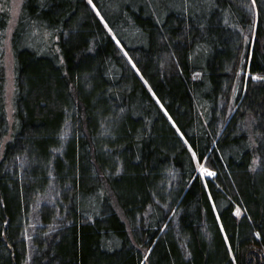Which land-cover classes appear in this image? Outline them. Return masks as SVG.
<instances>
[{
    "label": "trees",
    "instance_id": "trees-1",
    "mask_svg": "<svg viewBox=\"0 0 264 264\" xmlns=\"http://www.w3.org/2000/svg\"><path fill=\"white\" fill-rule=\"evenodd\" d=\"M244 4L21 0L9 122L0 0V264H264V0Z\"/></svg>",
    "mask_w": 264,
    "mask_h": 264
},
{
    "label": "rangeland",
    "instance_id": "rangeland-1",
    "mask_svg": "<svg viewBox=\"0 0 264 264\" xmlns=\"http://www.w3.org/2000/svg\"><path fill=\"white\" fill-rule=\"evenodd\" d=\"M21 3V0H10V20L9 24L6 30L5 34V41H4V55H3V65H4V104H5V111L8 117V121H12V114H13V95H14V89H15V79H14V60H13V55L10 50V44H9V38L10 34L12 31V28L14 26L16 16L18 13L19 5ZM247 5L248 9H253V2L252 0H248ZM235 94H236V90ZM235 98L233 94V99ZM68 124L65 127V130H67ZM7 139V136L4 138V140ZM3 140V141H4ZM202 164H199L198 169L200 173L204 176L209 175L207 172L202 171ZM204 168V167H203ZM49 192V191H48ZM48 192L44 195H41L38 199L37 206H35L30 214V217L28 219V224L25 230V234L30 246V252L32 254L33 251V246H32V241H31V236L33 235L35 231V227L37 226L39 222V214H38V206L40 203L45 202L46 200L50 199V195H48ZM48 195V196H47Z\"/></svg>",
    "mask_w": 264,
    "mask_h": 264
},
{
    "label": "snow or ice",
    "instance_id": "snow-or-ice-1",
    "mask_svg": "<svg viewBox=\"0 0 264 264\" xmlns=\"http://www.w3.org/2000/svg\"><path fill=\"white\" fill-rule=\"evenodd\" d=\"M88 2L91 4L92 3V0H88ZM253 3H255V0H253ZM93 7H95V5H93ZM193 155H195V153H193ZM202 171H204V172H207L209 175H215V173H213V172H210L208 169H206V168H203V166H202ZM240 213H239V209H237V215H239ZM257 235H259V233H257Z\"/></svg>",
    "mask_w": 264,
    "mask_h": 264
}]
</instances>
